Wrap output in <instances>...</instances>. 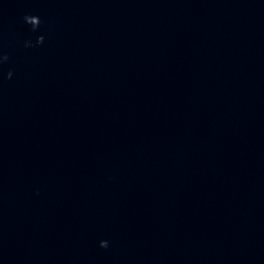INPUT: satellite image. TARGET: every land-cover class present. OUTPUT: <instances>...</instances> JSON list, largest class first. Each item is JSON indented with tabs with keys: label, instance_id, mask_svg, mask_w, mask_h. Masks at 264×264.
<instances>
[{
	"label": "clouds",
	"instance_id": "9594fccd",
	"mask_svg": "<svg viewBox=\"0 0 264 264\" xmlns=\"http://www.w3.org/2000/svg\"><path fill=\"white\" fill-rule=\"evenodd\" d=\"M30 19H37V20L40 21V18L38 16H29V15H26L24 17V21L25 22L28 21V20H30ZM40 23H41V21H40ZM32 29L35 31L37 28L34 27V26H32ZM26 46H28V45L26 44ZM7 59H8V57L6 55H4L2 58H0V63H2L3 61H6ZM8 76H9V78L11 77V72L8 73Z\"/></svg>",
	"mask_w": 264,
	"mask_h": 264
}]
</instances>
